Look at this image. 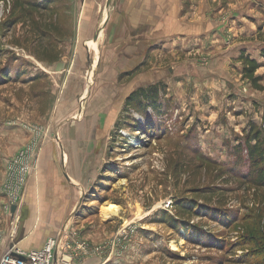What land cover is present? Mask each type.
Listing matches in <instances>:
<instances>
[{
    "label": "rangeland",
    "instance_id": "rangeland-1",
    "mask_svg": "<svg viewBox=\"0 0 264 264\" xmlns=\"http://www.w3.org/2000/svg\"><path fill=\"white\" fill-rule=\"evenodd\" d=\"M97 1L85 0L87 14L82 0H0V258L20 240L23 219L14 233L5 209L7 162L31 145L32 171L20 209L39 201L38 195L48 202L44 174L36 176L38 155L58 152L76 204L59 228L69 226L100 247L96 257L104 264H261L262 246L245 245L242 237L264 222V187L248 181L247 153L238 145L244 147L254 130L264 135V16L243 15L247 6L221 13L220 24L238 16L239 25L255 24L254 32L242 37L228 23L222 53L229 57L216 68V57L202 50L193 61L194 78L187 74L183 85L181 77L170 85L158 82L162 110L154 113L126 104L137 88L131 73L118 76L108 68L101 35L95 39L107 0H100V12ZM230 1L242 0L222 3ZM250 3L264 11L262 0ZM242 53L261 64L258 81L244 76ZM208 70L219 74L213 92L194 83ZM223 84L230 88L222 91ZM149 118L154 133L140 130L149 128ZM69 166L79 184L65 173Z\"/></svg>",
    "mask_w": 264,
    "mask_h": 264
},
{
    "label": "crops",
    "instance_id": "crops-1",
    "mask_svg": "<svg viewBox=\"0 0 264 264\" xmlns=\"http://www.w3.org/2000/svg\"><path fill=\"white\" fill-rule=\"evenodd\" d=\"M83 2L85 6V0H82ZM97 2L100 12L101 1ZM106 5L108 12L100 33V41L111 63L108 68L114 71L117 69L118 76L131 73L134 81L133 90L160 81L168 82L170 85L173 79L179 77L181 78L177 82L183 85L184 80H187V74H191L192 78L194 74H198L196 67H193L195 66L193 61L197 59L198 53L205 52L202 50H206L205 53L208 56L216 57L215 67L217 68L219 63L229 57L222 53L228 23L231 24L229 30L238 29L242 37L247 38L254 32L251 28L255 27V24L251 28L246 23L239 25L238 22L241 19H238V16L235 19L231 17L233 19L227 24H220V20L225 14L228 15L231 9L242 10L247 6V11L241 12L243 15L254 11L255 18H259V15L264 16V11L256 10L258 8L254 6L252 8L250 0H242L236 5L234 1L222 3V0H107ZM84 8V13L91 12L87 6ZM221 13H224L222 17L219 16ZM87 22H89L88 18L85 23ZM92 42L94 41L88 42L89 45ZM245 49L246 47H242L241 50ZM171 57L178 59V64L171 63ZM234 57L236 59L238 56ZM252 58L256 57L252 56ZM170 69L174 72L170 73ZM207 72L200 78L202 79L200 82L195 79L194 83L199 86V89L207 88L206 90L211 89L213 92L215 89V83L212 87L213 78L218 77L219 74L212 70ZM225 86L223 84L219 88L222 91L230 88ZM101 100L104 102L106 98L103 97ZM198 102L199 99H197ZM65 137L69 140L67 135ZM70 155V151L66 152L65 157H71ZM54 158H58L57 162ZM59 158L58 152L54 150L41 151L38 155L36 176L44 174L50 199L46 202L42 199L43 194L38 195L39 201L36 199L31 206L21 208L20 213L23 219L19 229L20 240L17 244L24 250L41 248L48 238L60 235L62 231L59 227L71 215L76 205H72L71 188L65 185L59 171L57 165ZM65 173H69L71 180L73 179L77 184L81 182L73 167L69 166ZM36 178L32 177L29 183ZM66 197L69 200H66ZM71 264H104V262L101 257L89 256Z\"/></svg>",
    "mask_w": 264,
    "mask_h": 264
},
{
    "label": "built area",
    "instance_id": "built-area-1",
    "mask_svg": "<svg viewBox=\"0 0 264 264\" xmlns=\"http://www.w3.org/2000/svg\"><path fill=\"white\" fill-rule=\"evenodd\" d=\"M33 147L31 145L19 150L7 162L5 191L8 194L9 202L5 209L11 213L13 219L14 233L18 231L20 220L21 195L26 186L29 175L32 171ZM16 205V210L12 213V206ZM61 235V236H60ZM56 237H50L45 244L38 249L24 250L17 243H12L2 254L0 264H71L80 260L81 255L99 256L102 249L94 247L83 238L79 232L69 226ZM15 238V236H13Z\"/></svg>",
    "mask_w": 264,
    "mask_h": 264
},
{
    "label": "trees",
    "instance_id": "trees-1",
    "mask_svg": "<svg viewBox=\"0 0 264 264\" xmlns=\"http://www.w3.org/2000/svg\"><path fill=\"white\" fill-rule=\"evenodd\" d=\"M264 56V51L262 52ZM240 59L244 63L243 74L245 77L252 79L254 82L258 81V77H255L256 72L261 67V64L254 58L250 56H246L242 53ZM163 93L162 83H156L152 85H148L145 87H141L135 91H133L128 97L126 104H130L132 102H137L140 108H144L147 110H151L154 113H160L162 110V103L160 95ZM149 117V116H148ZM147 124L149 128L145 126H141L140 130L150 131L148 133H154L156 123L152 124L150 118L147 120ZM149 125H152L151 127ZM140 126V125H139ZM255 129V127L253 128ZM238 147L242 151H246L247 160L249 162V173H248V181L251 182L255 186L264 187V135L261 130L257 129L252 131V133H248L246 137V142L243 147L242 144H239ZM246 179V180H247ZM229 218V217H227ZM249 231L252 235L246 236L244 235L242 241L245 245L252 244H260L261 250L260 254H264V222L262 220L259 223L255 224V226H250ZM261 264H264V255H262V259H260Z\"/></svg>",
    "mask_w": 264,
    "mask_h": 264
},
{
    "label": "water",
    "instance_id": "water-1",
    "mask_svg": "<svg viewBox=\"0 0 264 264\" xmlns=\"http://www.w3.org/2000/svg\"><path fill=\"white\" fill-rule=\"evenodd\" d=\"M101 30H102V28H101L100 30H98V32L96 33V35H95V39H96V40H97L98 37L100 36ZM87 48L90 50V47H89V46H87ZM16 208H17L16 205L12 206V208H11L12 213L15 212ZM60 236H61V235H60Z\"/></svg>",
    "mask_w": 264,
    "mask_h": 264
},
{
    "label": "bare ground",
    "instance_id": "bare-ground-1",
    "mask_svg": "<svg viewBox=\"0 0 264 264\" xmlns=\"http://www.w3.org/2000/svg\"><path fill=\"white\" fill-rule=\"evenodd\" d=\"M108 210H111V211H114V212H117V207L114 206V205H110L109 207H107Z\"/></svg>",
    "mask_w": 264,
    "mask_h": 264
}]
</instances>
